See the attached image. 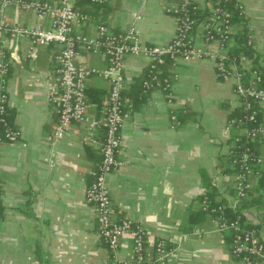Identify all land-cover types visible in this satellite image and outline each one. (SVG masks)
I'll return each instance as SVG.
<instances>
[{
	"label": "crops",
	"instance_id": "0c3cea01",
	"mask_svg": "<svg viewBox=\"0 0 264 264\" xmlns=\"http://www.w3.org/2000/svg\"><path fill=\"white\" fill-rule=\"evenodd\" d=\"M179 1L107 0L102 5L76 1V8L90 19L75 24L74 32L94 39L99 24L113 33L134 27L141 45L163 46L175 35L172 8ZM191 1L199 7L206 3ZM235 1L243 11L254 51L263 55L264 0ZM4 13L19 25L50 28V18H39L32 9L10 6ZM201 25L192 33L197 44L203 42ZM239 29L232 26L233 37ZM7 52L9 118L20 139L0 145V264L131 262L128 238L120 240L116 259L99 245L95 211L85 200L91 172L101 160L96 142L103 139V131L91 133L88 123H72L62 139L47 141L57 122L45 93L46 84L58 78L55 49L31 47L22 39L10 40ZM78 53V64L99 71L107 67L103 54L83 48ZM123 65L128 118L120 128V166L108 175L106 186L117 216L139 222L146 230L144 264H154L152 245L158 240H165L173 251L166 264H243L230 252L228 233L217 231L209 215H192L198 214L200 197L207 192L232 210L241 203L236 204V173L228 155L239 135L228 125L230 112L240 105L233 82L217 78L208 58L177 59L168 66L173 97L169 105L162 89L141 99L133 91L148 67L147 59L129 55ZM244 67L251 65L246 62ZM88 84L86 113L98 118L109 85L99 76ZM259 109L264 114V104ZM259 173L264 175V165ZM258 180L250 177L248 206L240 209V215L243 226L257 227L264 242V193L257 191Z\"/></svg>",
	"mask_w": 264,
	"mask_h": 264
},
{
	"label": "built area",
	"instance_id": "2783aa9c",
	"mask_svg": "<svg viewBox=\"0 0 264 264\" xmlns=\"http://www.w3.org/2000/svg\"><path fill=\"white\" fill-rule=\"evenodd\" d=\"M80 0H0V145L13 144L20 139L18 129L8 117V85L10 55L7 52L8 42H17L27 39L31 47H53L58 78L48 82L45 93L57 116V122L48 142H55L64 137L72 123H88L89 131L101 129L103 139L96 142L100 151L101 160L96 170L91 172L92 181L85 189V200L95 211L97 225V240L99 245L106 247L114 259L118 255L119 243L122 238H128L131 243L133 259L131 262L122 261L120 264H144L147 233L139 222L117 216L106 180L109 174L115 171L120 162L121 152L120 128L128 112L124 111L125 101L122 91L125 87L123 60L126 56L143 57L148 60V66L161 64L165 57L189 62L196 59L208 58L214 62L215 74L222 81H232L235 95L244 107V111L252 110L251 102L259 106L264 104V54L259 55L258 67L246 69V58H240L237 63L229 62L227 41L232 33L227 10L219 5L211 6V16L202 22V44H197L192 33L195 20L191 9L196 8L191 0H180L174 8L176 18V32L173 39L166 45L159 47H145L141 45L138 33L134 27L113 33L105 25L97 26V37L87 38L74 32V25L90 19V16L78 10L75 6ZM90 2H106L107 0H87ZM220 0H216L218 3ZM14 6L18 9H32L39 18L49 17L50 28L27 27L16 24L7 18L5 9ZM236 7L241 9L237 3ZM139 18V16H137ZM247 45L254 50L252 37L248 35ZM215 47L211 50L210 47ZM80 48L92 53L103 54L107 59V67L96 70L78 64L76 59ZM247 75L250 79L246 81ZM99 76L107 81L109 94L107 102L102 106L98 118L87 116L88 107L87 89L89 80ZM263 85V86H262ZM151 83L144 82V89L149 90ZM171 84L164 81L163 91L169 105L173 103L170 92ZM256 111H250L246 121H254ZM170 119L176 123L175 115ZM230 128L239 131L237 136H245L254 140L257 136H264V127L248 130L244 121L231 119ZM235 140V141H236ZM232 148V147H231ZM232 158L233 168L238 167L235 177L236 204L245 200L252 189L250 177L260 176L259 167L264 165V148L262 152L253 156L251 153L235 155L231 150L228 153ZM251 162L252 166L249 164ZM200 208L216 223L217 231L230 233V252L243 264H264V243L256 229L243 226L239 218L230 219L226 215V207L221 204L209 206L206 200L200 203ZM236 206L233 207L235 209ZM154 250V264H166L173 252L165 240H158L152 245Z\"/></svg>",
	"mask_w": 264,
	"mask_h": 264
},
{
	"label": "trees",
	"instance_id": "16d2710c",
	"mask_svg": "<svg viewBox=\"0 0 264 264\" xmlns=\"http://www.w3.org/2000/svg\"><path fill=\"white\" fill-rule=\"evenodd\" d=\"M80 2L85 4H95V5H102L104 2H90L87 0H80ZM236 1L235 0H220L218 3L216 0H206V3L203 7H199L197 4L193 3V5H196V8L191 9V15L193 19L195 20V28L199 24V22H205L209 19L211 16V6L219 5L221 8L227 10L229 12V22L230 26L232 28L233 25L239 26V32L237 35L233 37V34L231 33L230 38L227 41L228 45V58L229 62L235 61L237 63L240 58H246L247 63L251 65L250 70L255 69L258 67V61H259V55L250 47L247 45L248 35L246 31V20L243 15V11L236 7ZM194 28V29H195ZM233 38V40H232ZM173 62V59L169 57H165L163 63L161 64H155L152 67H147V69L144 71V73L141 75L140 79L134 84L133 91L137 94V96L141 98H145L146 95L154 90V89H163L164 87V81L170 82L169 77V71L168 66ZM250 79L249 75H247L246 81ZM144 82L151 83V88L149 90L144 89ZM264 85V84H263ZM262 85V86H263ZM124 91H122V98L123 101H125ZM251 102L252 110L256 111V115L254 117V121L249 122L245 120V117L250 113V111H244L243 105H239L238 108L232 110L229 115V121L231 119H238L244 121V127H246L248 130H252L257 127H264V114L259 109V106L256 104V102ZM124 111L126 110V107H124ZM8 117L9 110H8ZM10 120V118H9ZM239 139L234 142V145L230 149L231 152L233 151L235 155H238L240 153H251L253 156H257L262 152V149L264 148V136H257L254 140H249L245 136H239ZM230 165L232 166V158H229ZM249 164L252 166L251 162ZM233 168V166H232ZM234 171H237L239 169L235 166L233 168ZM260 191L264 193V175H261L258 180L257 185V191ZM206 200V202L209 203V206H214L219 204L220 202H215L214 200V193L213 192H207L203 194L200 197V203ZM222 205V204H221ZM241 206V208H240ZM248 206V202L245 200L241 201L238 207H236V211L226 208V215L230 219H236L239 218L242 222V218L240 215V209L245 208ZM198 214H193L195 216H204L206 215L205 211L202 210V208H199V211H197ZM248 229H255V228H248ZM257 230V227H256ZM229 234L230 242H231V234ZM264 243V242H263ZM236 258V257H235ZM237 259V258H236Z\"/></svg>",
	"mask_w": 264,
	"mask_h": 264
}]
</instances>
